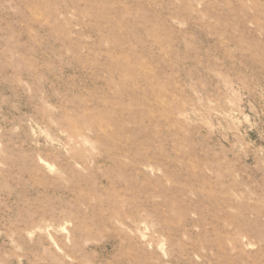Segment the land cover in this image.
Returning <instances> with one entry per match:
<instances>
[{"label":"rangeland","instance_id":"rangeland-1","mask_svg":"<svg viewBox=\"0 0 264 264\" xmlns=\"http://www.w3.org/2000/svg\"><path fill=\"white\" fill-rule=\"evenodd\" d=\"M0 264H264V0H0Z\"/></svg>","mask_w":264,"mask_h":264}]
</instances>
